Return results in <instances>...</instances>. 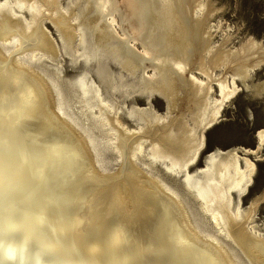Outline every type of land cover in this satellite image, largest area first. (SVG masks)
Segmentation results:
<instances>
[{"label":"bare ground","instance_id":"bare-ground-1","mask_svg":"<svg viewBox=\"0 0 264 264\" xmlns=\"http://www.w3.org/2000/svg\"><path fill=\"white\" fill-rule=\"evenodd\" d=\"M207 6L0 0V264H264L254 207L239 204L264 127L256 149L198 166L225 106L264 91L250 79L264 57L257 40L226 45L230 32L217 44Z\"/></svg>","mask_w":264,"mask_h":264},{"label":"rangeland","instance_id":"rangeland-1","mask_svg":"<svg viewBox=\"0 0 264 264\" xmlns=\"http://www.w3.org/2000/svg\"><path fill=\"white\" fill-rule=\"evenodd\" d=\"M203 3L206 4V6L208 5L206 9L210 5L208 9L212 11L215 10V13L209 10L210 13H212V15L214 16V17L212 16L211 19H213V21L216 24L220 23V28L219 30H217L216 34L214 35V39L215 41L217 40L216 41L217 44H219L220 42L222 43L223 41L222 40L224 35L223 31H225L228 34L230 32V34H232L233 37L232 35L229 34L228 37L229 41L227 42L226 45L230 44L231 46L229 45V47L231 48L237 47L238 49V47L240 48L242 44L246 45V42L248 44V43H252L251 40L252 41L257 40L259 41V43L257 44L260 45L255 44L254 49L255 47L256 49L258 48L259 53L257 54L254 53V55H257L258 57H261L260 55H262V57H264V54H262L264 52L263 51L264 48H262L264 47V0H207V1L203 0ZM213 6L215 7V9ZM50 28L52 29L53 27L50 25ZM52 32L56 36L54 29H52ZM243 41H245V43H243ZM257 56H254V58L253 56H251L252 58H250V60L255 59L257 61ZM255 60L251 61V64H253ZM260 63L257 66H254V69L251 70L252 73L250 79L254 82L264 81V66H263L264 61L263 63L261 64ZM79 64H80L79 62L74 64L70 62L69 59H66L64 62V73L69 75V77L73 79L78 77L81 74L80 70L82 69V66H80ZM110 64L113 69H118L114 63L110 62ZM83 66H85V64ZM242 89L243 90L239 91L236 98L225 106V109L223 111L224 114L221 117V119L218 121V123H216L213 127H211L206 131L205 149L201 153L198 166L204 165L206 156H208L211 152H213V150H216L218 148L227 149L232 146H244V147L255 148L254 146L255 145L257 146L255 132L257 129L264 127V91H262V93L259 95L257 94L254 95L252 94L251 91L246 90L245 88ZM154 96H152V100L154 101V106L157 109V111L162 112L163 99H161L159 96H157V98L154 99ZM138 102L141 105L144 103L142 98H138ZM263 148L264 146L256 150L255 153L250 154L251 156H249L253 160L255 159L256 170L253 173V181L248 187L246 193L241 196V201L239 204H241L240 206L243 207L244 209L246 206H247L246 208L254 207L252 215L254 217L255 223L260 229L261 234L264 236V149ZM114 154L115 153L113 152H107L104 154L105 157L104 155L101 157V158H107L105 163L104 164L102 163L104 168L103 170L110 171L116 169L117 161H116V155ZM254 155L255 157H253ZM156 166L160 169L162 174H165L167 178H170V176L166 174L168 173L166 172L167 170L163 171L164 169L163 166H160L158 164ZM175 184H176L175 186L178 187L179 190H181L179 186H182V184L178 182L176 179H175ZM190 198H189V202L191 203H188V206L191 208V211L194 213V209L196 208V203L192 201V199ZM192 203H194V205Z\"/></svg>","mask_w":264,"mask_h":264}]
</instances>
